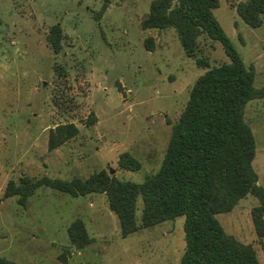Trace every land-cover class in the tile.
<instances>
[{"label": "rangeland", "instance_id": "1", "mask_svg": "<svg viewBox=\"0 0 264 264\" xmlns=\"http://www.w3.org/2000/svg\"><path fill=\"white\" fill-rule=\"evenodd\" d=\"M240 1L221 0L214 16L262 87L264 24L247 25L236 11ZM152 2L111 0L97 21L103 0H0V257L15 264H181L185 217L123 238L105 194L73 197L42 187L26 207L18 197L3 198L8 182L24 176L86 180L106 170L141 184L161 168L172 126L205 70L186 55L175 29L142 28ZM58 24L65 39L57 54L48 35ZM198 57L211 67L229 62L222 44L207 36ZM245 119L256 137L253 165L264 187V99L247 105ZM60 124H74L79 133L51 151L50 130ZM125 152L140 161L139 171L121 169ZM258 205L248 195L217 217L264 264V238L252 216ZM143 207L140 197L139 224ZM78 218L93 238L80 251L68 236Z\"/></svg>", "mask_w": 264, "mask_h": 264}, {"label": "trees", "instance_id": "2", "mask_svg": "<svg viewBox=\"0 0 264 264\" xmlns=\"http://www.w3.org/2000/svg\"><path fill=\"white\" fill-rule=\"evenodd\" d=\"M111 0H103L95 19L100 21ZM221 0H153L142 22L144 30L175 29L186 55L205 73L193 85L187 105L172 126L171 138L161 168L141 183L121 180L106 170L88 179L65 180L43 176L10 180L4 199L18 197L26 207L29 198L42 187H50L73 197L105 194L116 214L123 238L167 221L185 217L186 248L181 264H260L256 249L228 234L218 219L230 213L240 200L255 196L259 205L252 211L257 234L264 238V187L253 162L257 141L246 122L247 105L264 99V86L257 87L253 67H247L231 39L214 16ZM240 18L252 28L264 24V0H242L236 8ZM220 42L229 62L211 67L199 58L200 38ZM61 25L51 28L48 41L55 53L63 48ZM146 47L154 51V41ZM79 133L74 124H60L50 130L49 149L55 150ZM121 169L139 171L141 163L130 153L120 155ZM144 207L141 224L137 219L138 201ZM72 247L78 251L93 243L83 219L68 227ZM62 258V257H61ZM66 257L64 256L63 259ZM0 264H15L0 257Z\"/></svg>", "mask_w": 264, "mask_h": 264}, {"label": "water", "instance_id": "3", "mask_svg": "<svg viewBox=\"0 0 264 264\" xmlns=\"http://www.w3.org/2000/svg\"><path fill=\"white\" fill-rule=\"evenodd\" d=\"M114 173V171L111 172V174ZM75 248H77L76 246H74Z\"/></svg>", "mask_w": 264, "mask_h": 264}]
</instances>
